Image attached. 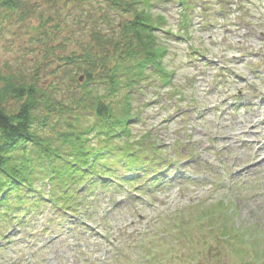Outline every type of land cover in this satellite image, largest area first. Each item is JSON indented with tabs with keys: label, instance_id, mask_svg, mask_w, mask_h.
Segmentation results:
<instances>
[{
	"label": "rangeland",
	"instance_id": "obj_1",
	"mask_svg": "<svg viewBox=\"0 0 264 264\" xmlns=\"http://www.w3.org/2000/svg\"><path fill=\"white\" fill-rule=\"evenodd\" d=\"M26 2L25 15L0 8L2 78L34 71L39 14H63L51 38L69 51L89 41L71 6ZM187 2L183 31V9L159 0L154 13L176 35L158 33L168 82L152 76L134 101L133 135L160 146L168 176L152 177L156 187L144 183L145 195L124 187L99 194L79 220H66L64 235L48 231L43 239L45 221H33L39 236L25 250L13 226L16 242L0 251V264H144L149 249L148 264H264V0ZM80 220L85 230L73 227Z\"/></svg>",
	"mask_w": 264,
	"mask_h": 264
},
{
	"label": "trees",
	"instance_id": "obj_2",
	"mask_svg": "<svg viewBox=\"0 0 264 264\" xmlns=\"http://www.w3.org/2000/svg\"><path fill=\"white\" fill-rule=\"evenodd\" d=\"M50 1L79 12L72 19L85 24L89 41L69 51L51 38L62 31L63 14H39L34 71L0 77V251L16 242L13 226L25 250L28 239L39 236L33 221H45L43 239L48 231L64 235L66 220H79L99 194L112 188L121 194L124 187L145 195L144 183L156 187L152 177L160 181L171 166L150 135L136 138L132 128L139 119L135 96L144 95L152 76L168 82V51L158 33L176 35L163 30L166 19L154 13L159 0ZM176 3L189 31L191 4ZM29 6L0 0L11 14L25 15ZM48 22L54 23L46 29ZM74 224L85 230L83 220Z\"/></svg>",
	"mask_w": 264,
	"mask_h": 264
}]
</instances>
